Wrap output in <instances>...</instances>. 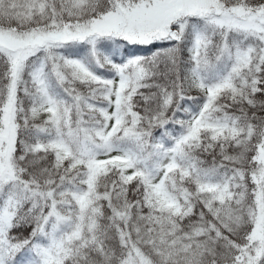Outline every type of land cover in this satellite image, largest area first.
Instances as JSON below:
<instances>
[{"label":"snow or ice","instance_id":"1","mask_svg":"<svg viewBox=\"0 0 264 264\" xmlns=\"http://www.w3.org/2000/svg\"><path fill=\"white\" fill-rule=\"evenodd\" d=\"M0 264H264V0H0Z\"/></svg>","mask_w":264,"mask_h":264}]
</instances>
